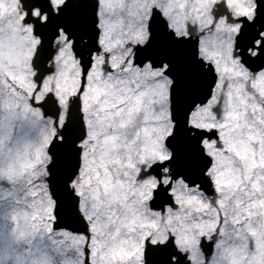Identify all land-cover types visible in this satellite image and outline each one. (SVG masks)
I'll use <instances>...</instances> for the list:
<instances>
[{"label": "snow or ice", "instance_id": "obj_1", "mask_svg": "<svg viewBox=\"0 0 264 264\" xmlns=\"http://www.w3.org/2000/svg\"><path fill=\"white\" fill-rule=\"evenodd\" d=\"M0 264H264V0H0Z\"/></svg>", "mask_w": 264, "mask_h": 264}]
</instances>
